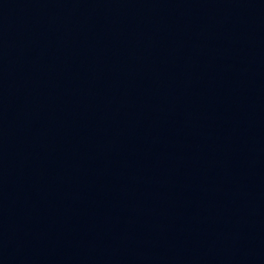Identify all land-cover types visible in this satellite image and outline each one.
I'll return each mask as SVG.
<instances>
[{
    "label": "water",
    "instance_id": "obj_1",
    "mask_svg": "<svg viewBox=\"0 0 264 264\" xmlns=\"http://www.w3.org/2000/svg\"><path fill=\"white\" fill-rule=\"evenodd\" d=\"M0 264H264V0H0Z\"/></svg>",
    "mask_w": 264,
    "mask_h": 264
}]
</instances>
